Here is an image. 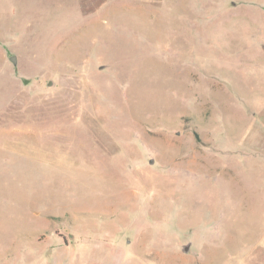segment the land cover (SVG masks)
Listing matches in <instances>:
<instances>
[{
  "label": "rangeland",
  "instance_id": "rangeland-1",
  "mask_svg": "<svg viewBox=\"0 0 264 264\" xmlns=\"http://www.w3.org/2000/svg\"><path fill=\"white\" fill-rule=\"evenodd\" d=\"M0 264H264V0H0Z\"/></svg>",
  "mask_w": 264,
  "mask_h": 264
},
{
  "label": "water",
  "instance_id": "water-1",
  "mask_svg": "<svg viewBox=\"0 0 264 264\" xmlns=\"http://www.w3.org/2000/svg\"><path fill=\"white\" fill-rule=\"evenodd\" d=\"M10 60L13 62V63H15L16 62V57H15V55H11L10 56ZM51 81L48 83L49 85H51ZM186 249V248H185Z\"/></svg>",
  "mask_w": 264,
  "mask_h": 264
}]
</instances>
